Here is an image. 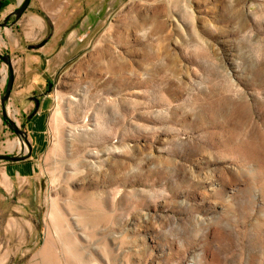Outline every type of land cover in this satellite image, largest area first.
Here are the masks:
<instances>
[{"label":"rangeland","instance_id":"obj_1","mask_svg":"<svg viewBox=\"0 0 264 264\" xmlns=\"http://www.w3.org/2000/svg\"><path fill=\"white\" fill-rule=\"evenodd\" d=\"M62 1L2 39L0 264H264V0Z\"/></svg>","mask_w":264,"mask_h":264},{"label":"crops","instance_id":"obj_2","mask_svg":"<svg viewBox=\"0 0 264 264\" xmlns=\"http://www.w3.org/2000/svg\"><path fill=\"white\" fill-rule=\"evenodd\" d=\"M22 0H0V22L4 21V19L8 16H11L9 21V26L0 28V51H2L3 42L2 39L5 40L7 44L11 47L13 52L11 53L13 56V60L22 58V54H17L14 50H19V46H23L25 42L36 40L39 38H42L45 36V33L49 27H51L52 23L56 24L59 18V14L66 13L67 12V5L65 4V1L62 0H31L27 10L24 12V14L19 18L16 19L15 16H13L16 9L20 6ZM41 15H44L41 16ZM19 28L24 29L23 36H19L17 33V30ZM58 39L57 36L53 37V40H51L47 47L44 48L40 53L33 57L29 58L27 61L32 62V65H34L38 60H47L51 61L52 52H53V46L56 43V40ZM8 45H5L6 48L9 47ZM25 54V51H22ZM28 54H26L27 56ZM31 56V55H29ZM33 73L34 80L29 86V89L36 87V85L42 83V77L43 76H35L36 71L35 69L31 70ZM4 74V66L0 62V77L2 81V76ZM15 74V73H14ZM16 81V78H15ZM1 120V118H0ZM10 143L14 144L13 147H10ZM18 145V142H12L9 141L7 144V148L14 149L15 146ZM28 159V158H27ZM21 160V161H8V165L4 168L5 174L9 177L6 179L4 177L3 168L0 167V186L2 190H5L8 192L9 188V182L12 184L13 187H19L20 180H21V173H23V167L18 165V163H22L27 161ZM10 179V180H9ZM7 180V181H6Z\"/></svg>","mask_w":264,"mask_h":264},{"label":"water","instance_id":"obj_3","mask_svg":"<svg viewBox=\"0 0 264 264\" xmlns=\"http://www.w3.org/2000/svg\"><path fill=\"white\" fill-rule=\"evenodd\" d=\"M30 2H31V0H24L21 3V5L16 9V11L14 12V15H15L16 19H19L24 14V12L27 10ZM8 20H9V17H6L4 19V21L0 23V27L6 26L8 24ZM0 58L3 61H5L10 67V75H9V78H8L6 93L4 94V96L2 98L3 115L6 117L7 113H6V110H5V103L10 98L12 90L14 88L15 74H14V70H13V67H12L10 56L9 55L0 54ZM9 122L11 124V127L15 130V132L18 135H22V134L26 135L27 134L24 130L20 129L19 126L13 120L10 119ZM30 155H31V151H30L29 154H24V155H12V154H9V153H0V160L21 161V160L27 159L28 157H30Z\"/></svg>","mask_w":264,"mask_h":264},{"label":"flooded vegetation","instance_id":"obj_4","mask_svg":"<svg viewBox=\"0 0 264 264\" xmlns=\"http://www.w3.org/2000/svg\"><path fill=\"white\" fill-rule=\"evenodd\" d=\"M13 16H15V15L13 14ZM8 17H9V20H8V23H9L11 16H8ZM15 18H16V17H15ZM0 23H1V22H0Z\"/></svg>","mask_w":264,"mask_h":264}]
</instances>
